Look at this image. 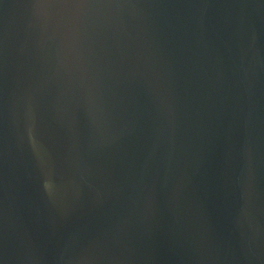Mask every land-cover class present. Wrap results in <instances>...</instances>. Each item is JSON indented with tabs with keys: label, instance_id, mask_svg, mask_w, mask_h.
I'll use <instances>...</instances> for the list:
<instances>
[{
	"label": "water",
	"instance_id": "1",
	"mask_svg": "<svg viewBox=\"0 0 264 264\" xmlns=\"http://www.w3.org/2000/svg\"><path fill=\"white\" fill-rule=\"evenodd\" d=\"M0 264H264V0H0Z\"/></svg>",
	"mask_w": 264,
	"mask_h": 264
}]
</instances>
